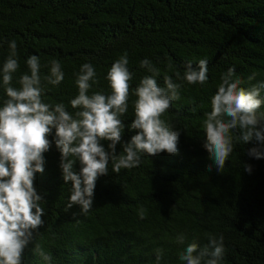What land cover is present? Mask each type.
Masks as SVG:
<instances>
[{"label":"trees","instance_id":"obj_1","mask_svg":"<svg viewBox=\"0 0 264 264\" xmlns=\"http://www.w3.org/2000/svg\"><path fill=\"white\" fill-rule=\"evenodd\" d=\"M13 40L20 65L13 86L20 87V77L29 73L28 57L37 55L45 101L63 102L69 112L75 111L70 100L78 94L74 73L86 62L99 81L90 91L110 93L107 73L124 53L133 88L151 75L140 67L145 58L160 70V86L165 75L181 84L180 99L162 117L182 130L178 153L143 154L140 166L119 173L110 162L87 214L76 205L66 210L72 184L63 180L61 154L52 143L44 153L45 170L34 181L44 196V225L33 233L23 264H184L179 255L188 244L196 241L203 248L209 237L221 234V264H264V158L247 155L252 147L264 152V146L237 141L240 130H233L234 150L221 172L215 166L208 171L212 161L203 147V124L221 75L234 68L246 89L264 81V0H0V68ZM52 59L65 74L57 86L43 80ZM202 59L205 84L177 79L175 73L183 77L188 62L196 66ZM6 98L0 78V106ZM135 99L130 96L124 117L125 141L136 131L129 130ZM122 151L117 145L118 154ZM245 164L252 165L251 174ZM79 169L77 160L74 170ZM180 235L183 244L177 242ZM37 245L50 261L35 252Z\"/></svg>","mask_w":264,"mask_h":264},{"label":"clouds","instance_id":"obj_2","mask_svg":"<svg viewBox=\"0 0 264 264\" xmlns=\"http://www.w3.org/2000/svg\"><path fill=\"white\" fill-rule=\"evenodd\" d=\"M10 53L2 68L0 78L6 92V99L0 106V264H23V254L31 243L33 233L44 225V196L34 186L36 173L44 172L45 157L54 142L60 152L59 168L65 183L71 182V195L66 210L79 206L81 214H87L93 204L96 182L109 171L119 173L121 169L140 166L142 155L155 156L161 152L169 155L178 153L181 135L170 122L162 117L171 108L173 101L180 99L181 84L172 77L164 76V86L157 77L160 70L145 58L140 67L151 75L144 76L133 88V73L129 70L127 53L111 65L106 79L110 93L90 91L98 84L97 73L91 63L81 65L74 73L78 94L70 100L74 112H69L63 102L55 104L45 101V86L42 83L40 57L31 55L26 64L29 73H24L13 86V74L19 68L17 45L9 42ZM50 72L43 77L48 84L57 86L64 79L61 62L52 59ZM177 79L188 84L203 85L208 80L207 60H200L196 66L188 62L183 77ZM256 73L248 77L255 79ZM235 69L229 68L220 77L217 91L211 98V111L204 120V149L212 161L207 168L218 172L234 150L233 130L239 129L237 141L252 140L264 146V81L250 88L241 87V79L235 77ZM134 101V119L129 130H136L130 140L125 134V115L130 96ZM195 109H193L194 111ZM54 131L53 139L49 136ZM107 142V150L102 143ZM117 145L123 151L118 154ZM254 159L264 158L259 147L247 150ZM72 157V158H70ZM79 172L74 170L76 161ZM244 170L251 174L252 165L245 164ZM75 215V214H73ZM143 216V210H141ZM180 235L177 242L183 244ZM35 252L45 261L52 257L39 245ZM225 253L224 237H209L207 246L201 248L196 241L188 244L180 253L184 264H221ZM157 262L161 253L157 250Z\"/></svg>","mask_w":264,"mask_h":264}]
</instances>
